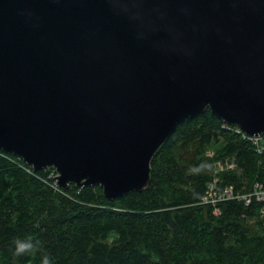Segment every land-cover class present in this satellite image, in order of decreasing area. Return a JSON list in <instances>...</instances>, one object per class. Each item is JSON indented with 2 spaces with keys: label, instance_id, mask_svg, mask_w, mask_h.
<instances>
[{
  "label": "water",
  "instance_id": "95a60500",
  "mask_svg": "<svg viewBox=\"0 0 264 264\" xmlns=\"http://www.w3.org/2000/svg\"><path fill=\"white\" fill-rule=\"evenodd\" d=\"M208 108L264 135V0H0V150L61 189L144 191Z\"/></svg>",
  "mask_w": 264,
  "mask_h": 264
},
{
  "label": "trees",
  "instance_id": "16d2710c",
  "mask_svg": "<svg viewBox=\"0 0 264 264\" xmlns=\"http://www.w3.org/2000/svg\"><path fill=\"white\" fill-rule=\"evenodd\" d=\"M223 124L209 108L185 119L149 187L114 200L100 186L61 189L54 168L0 150V264H264V201H203L216 179L235 195L264 184V149ZM227 157L235 168L215 171ZM28 241L37 251L18 254Z\"/></svg>",
  "mask_w": 264,
  "mask_h": 264
},
{
  "label": "built area",
  "instance_id": "2783aa9c",
  "mask_svg": "<svg viewBox=\"0 0 264 264\" xmlns=\"http://www.w3.org/2000/svg\"><path fill=\"white\" fill-rule=\"evenodd\" d=\"M223 127L226 129H233L238 134H241L243 137L250 138L253 143L256 145V148L261 152L264 149V135H259V136H249L246 134L240 127H230L228 124L224 123ZM221 162V161H219ZM226 164H219V168H217L216 171L218 170H223V169H233L236 166V163L234 161V158H228L226 159ZM52 174L55 176L57 175V172L53 170ZM217 181V179H216ZM216 181L210 185L208 188L206 195L203 197V201L205 203L213 204L216 206L217 201L221 198H233V197H238L240 199H245L247 204L251 202L252 199H256L257 201L261 202L264 201V184L262 183H255L253 190L249 191L248 193H244L243 195L237 194L235 195L233 192L232 187H227L223 190V192H216ZM56 182V180H55ZM262 215L264 216V208L262 209Z\"/></svg>",
  "mask_w": 264,
  "mask_h": 264
},
{
  "label": "clouds",
  "instance_id": "9594fccd",
  "mask_svg": "<svg viewBox=\"0 0 264 264\" xmlns=\"http://www.w3.org/2000/svg\"><path fill=\"white\" fill-rule=\"evenodd\" d=\"M35 251H37V248L30 241L21 243L17 248L18 254H33ZM42 264H50V261L47 256L44 257Z\"/></svg>",
  "mask_w": 264,
  "mask_h": 264
},
{
  "label": "rangeland",
  "instance_id": "374dc122",
  "mask_svg": "<svg viewBox=\"0 0 264 264\" xmlns=\"http://www.w3.org/2000/svg\"><path fill=\"white\" fill-rule=\"evenodd\" d=\"M208 154L213 155L214 152H213L212 150H209V153H208ZM228 158H231V157H227L226 159H228ZM220 163H222V164H226L227 162H226L225 159H224V162H216V163L214 164V169L217 170V168H219V164H220ZM216 170H215V171H216Z\"/></svg>",
  "mask_w": 264,
  "mask_h": 264
},
{
  "label": "bare ground",
  "instance_id": "6f19581e",
  "mask_svg": "<svg viewBox=\"0 0 264 264\" xmlns=\"http://www.w3.org/2000/svg\"><path fill=\"white\" fill-rule=\"evenodd\" d=\"M224 123H226V122H224ZM227 124V123H226ZM229 125V124H228ZM230 127H235V126H231V125H229ZM237 127V126H236Z\"/></svg>",
  "mask_w": 264,
  "mask_h": 264
}]
</instances>
